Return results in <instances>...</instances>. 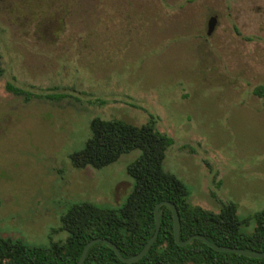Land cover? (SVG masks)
<instances>
[{
	"label": "rangeland",
	"instance_id": "rangeland-1",
	"mask_svg": "<svg viewBox=\"0 0 264 264\" xmlns=\"http://www.w3.org/2000/svg\"><path fill=\"white\" fill-rule=\"evenodd\" d=\"M95 117L155 120L190 203L262 209L264 0H0V235L49 245L72 204L126 201L140 150L73 165Z\"/></svg>",
	"mask_w": 264,
	"mask_h": 264
},
{
	"label": "trees",
	"instance_id": "trees-1",
	"mask_svg": "<svg viewBox=\"0 0 264 264\" xmlns=\"http://www.w3.org/2000/svg\"><path fill=\"white\" fill-rule=\"evenodd\" d=\"M6 87L27 100L32 95L38 96L12 83ZM64 96L46 97L57 100ZM90 130L84 148L71 156L78 169H102L124 154L141 151L127 167L134 183L126 201L115 208L91 201L72 204L62 215L59 227L51 232V237L60 232H67L68 236L49 245H31L0 235V264H76L86 244L95 238L109 239L123 256L133 257L154 235L155 207L164 200L178 208L181 240L203 234L218 245L264 252V207L242 218L234 201L224 203L217 212L190 203L186 183L164 168L174 139L158 130L155 120L134 124L123 119L95 117L90 122ZM160 221L159 237L141 260L123 262L107 244L97 243L90 248L84 264H264V258L217 251L198 238L180 246L174 238L173 214L167 206L160 209ZM253 221L255 224L250 230Z\"/></svg>",
	"mask_w": 264,
	"mask_h": 264
},
{
	"label": "water",
	"instance_id": "water-1",
	"mask_svg": "<svg viewBox=\"0 0 264 264\" xmlns=\"http://www.w3.org/2000/svg\"><path fill=\"white\" fill-rule=\"evenodd\" d=\"M215 20H216L215 17H213L210 20L208 34H211L212 31L214 30ZM162 206H167L172 211L174 238H175V241L177 242V244H179L180 246H186L191 240H193L194 238H198V239L203 240L207 245H209L211 248H213L214 250H217V251L232 252V253L241 254V255H244L247 257H251V258H264V252H257V251L247 250L244 248L218 245V244L211 242L203 234H195V235L190 236L186 240H181L180 239L181 219H180V214H179L178 208L173 202L168 201V200H164V201L159 202L155 207L156 229H155L154 235L149 240V242L145 245V247L137 255H135L133 257H129V258L125 257L121 254L118 246L113 241L106 239V238H95V239L90 240L86 244V246L83 249L81 257L76 264H84L90 248L97 243L107 244L109 247H111L115 251V253L118 255L119 259L122 260L123 262L135 263V262L141 260L144 256H146V254L149 252V250L152 248V246L155 244L156 240L159 237L160 230H161L160 209ZM28 264H39V263H28Z\"/></svg>",
	"mask_w": 264,
	"mask_h": 264
},
{
	"label": "flooded vegetation",
	"instance_id": "flooded-vegetation-1",
	"mask_svg": "<svg viewBox=\"0 0 264 264\" xmlns=\"http://www.w3.org/2000/svg\"><path fill=\"white\" fill-rule=\"evenodd\" d=\"M212 18H213V17H211L210 20H211ZM210 20H209V22H210ZM209 22H208V31H209ZM209 35H210V34H209Z\"/></svg>",
	"mask_w": 264,
	"mask_h": 264
}]
</instances>
